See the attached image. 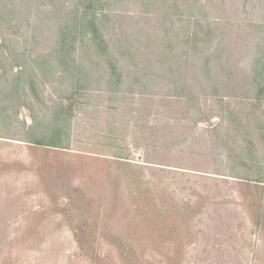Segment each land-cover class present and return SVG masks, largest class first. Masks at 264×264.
Listing matches in <instances>:
<instances>
[{"label":"rangeland","instance_id":"rangeland-1","mask_svg":"<svg viewBox=\"0 0 264 264\" xmlns=\"http://www.w3.org/2000/svg\"><path fill=\"white\" fill-rule=\"evenodd\" d=\"M263 88L264 0H0V264H264Z\"/></svg>","mask_w":264,"mask_h":264},{"label":"trees","instance_id":"trees-1","mask_svg":"<svg viewBox=\"0 0 264 264\" xmlns=\"http://www.w3.org/2000/svg\"><path fill=\"white\" fill-rule=\"evenodd\" d=\"M93 20H91L90 22V26L94 29V33L96 35V37L99 39V41L102 42V45L107 47L108 46V42L106 41V39L102 36V34H99L98 33V26L96 24L97 20L95 18V15H93ZM115 60V59H114ZM115 64L114 63H111V70L112 71H108V75H109V78L113 81L115 78L119 79V83L122 82V78L124 76L123 72L121 71L120 67H118V59L115 60ZM261 82H259L260 84ZM264 90V88H263ZM30 142L32 143H35V144H40V145H52V146H56L54 144H51V143H48L47 141L43 140V139H33V140H30Z\"/></svg>","mask_w":264,"mask_h":264}]
</instances>
